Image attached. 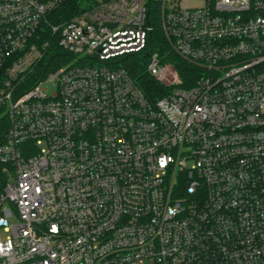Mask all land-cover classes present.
<instances>
[{"label": "built area", "instance_id": "built-area-1", "mask_svg": "<svg viewBox=\"0 0 264 264\" xmlns=\"http://www.w3.org/2000/svg\"><path fill=\"white\" fill-rule=\"evenodd\" d=\"M4 119L0 264H264V0H0Z\"/></svg>", "mask_w": 264, "mask_h": 264}, {"label": "trees", "instance_id": "trees-1", "mask_svg": "<svg viewBox=\"0 0 264 264\" xmlns=\"http://www.w3.org/2000/svg\"><path fill=\"white\" fill-rule=\"evenodd\" d=\"M165 39L163 34H161L160 30L153 31L151 33V43L148 50L141 55L132 54L128 55L123 59V65L128 70V72L132 75V77L137 81V83L141 86V88L145 91V93L155 99L157 97L164 96L168 89L159 81H157L154 77L150 75L147 69V57L149 56L148 53L150 51H159L160 53L163 52V50L168 49L165 43ZM173 53H167L166 59L169 61H173L172 55ZM49 57L47 61L56 60H65L68 58L65 55H68L67 52H65L61 47L58 46L56 42L52 43L51 51L49 52ZM179 71L180 77L183 79V82L185 85L192 83V77L195 76V74L199 73V68L195 66L194 64H191L190 62L182 59L181 57L175 56V59L173 61ZM51 67V64L47 65V68L45 71H48ZM39 71V70H38ZM39 73V72H38ZM7 122L6 120L0 121V143L3 140V134L6 130Z\"/></svg>", "mask_w": 264, "mask_h": 264}, {"label": "rangeland", "instance_id": "rangeland-1", "mask_svg": "<svg viewBox=\"0 0 264 264\" xmlns=\"http://www.w3.org/2000/svg\"><path fill=\"white\" fill-rule=\"evenodd\" d=\"M158 29L160 30L161 34H163V36H164V33L162 32V30H161V28H160L159 26L156 27L155 31L158 30ZM164 39H165V41H166L165 43H166V46L168 47V49H167V51H166V50H163L162 55L165 56L167 53H169V54H170V53H173V54L170 55V56L172 57V60L174 61L175 56L179 57V55L173 52L172 47L170 46L169 42H167L165 36H164ZM65 56H66V55H65ZM149 57H150V55L147 57V58H148V59H147V63H148V61H149ZM182 59H183V58H182ZM166 60H167V59H166ZM70 61H72L71 58L68 57V58L65 60V57H64V60H58V61H55V66H54V67H60V66L64 65L65 63L68 64V62H70ZM173 61H169V60H167V62L171 64V67H172V69L175 71V73H176V71H177V73H179V71H178V69H177V67H176V65H175V63H174ZM170 77H171V76H170ZM164 83H168V80H167L166 82H164ZM163 85L165 86V84H163ZM56 91H57V88H56L55 86H51V87H49V89L47 90L48 94H50V95H53Z\"/></svg>", "mask_w": 264, "mask_h": 264}]
</instances>
